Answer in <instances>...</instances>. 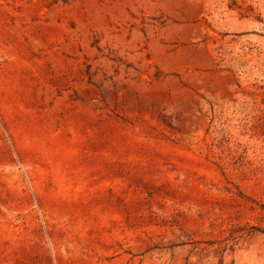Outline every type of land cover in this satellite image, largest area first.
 Listing matches in <instances>:
<instances>
[{
    "label": "rangeland",
    "instance_id": "rangeland-1",
    "mask_svg": "<svg viewBox=\"0 0 264 264\" xmlns=\"http://www.w3.org/2000/svg\"><path fill=\"white\" fill-rule=\"evenodd\" d=\"M0 264H264V0H0Z\"/></svg>",
    "mask_w": 264,
    "mask_h": 264
}]
</instances>
